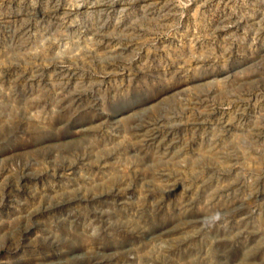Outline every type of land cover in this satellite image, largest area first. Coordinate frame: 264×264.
<instances>
[{"label":"rangeland","instance_id":"rangeland-1","mask_svg":"<svg viewBox=\"0 0 264 264\" xmlns=\"http://www.w3.org/2000/svg\"><path fill=\"white\" fill-rule=\"evenodd\" d=\"M0 264H264V0H0Z\"/></svg>","mask_w":264,"mask_h":264},{"label":"clouds","instance_id":"clouds-1","mask_svg":"<svg viewBox=\"0 0 264 264\" xmlns=\"http://www.w3.org/2000/svg\"><path fill=\"white\" fill-rule=\"evenodd\" d=\"M216 219H219V216L217 215Z\"/></svg>","mask_w":264,"mask_h":264},{"label":"bare ground","instance_id":"bare-ground-1","mask_svg":"<svg viewBox=\"0 0 264 264\" xmlns=\"http://www.w3.org/2000/svg\"><path fill=\"white\" fill-rule=\"evenodd\" d=\"M136 27V26H135ZM138 27V26H137ZM140 27V26H139Z\"/></svg>","mask_w":264,"mask_h":264}]
</instances>
